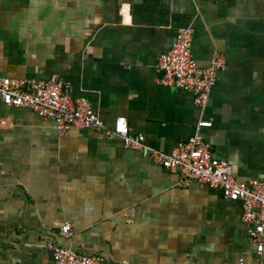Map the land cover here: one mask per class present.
I'll return each instance as SVG.
<instances>
[{
    "label": "crops",
    "instance_id": "1",
    "mask_svg": "<svg viewBox=\"0 0 264 264\" xmlns=\"http://www.w3.org/2000/svg\"><path fill=\"white\" fill-rule=\"evenodd\" d=\"M182 27L200 68L225 60L204 106L158 83ZM0 75H57L107 127L124 116L167 154L210 120L200 130L213 154L240 181L264 180V0H0ZM243 215L241 201L115 134H62L0 100V264H54L51 243L106 264H264Z\"/></svg>",
    "mask_w": 264,
    "mask_h": 264
},
{
    "label": "built area",
    "instance_id": "2",
    "mask_svg": "<svg viewBox=\"0 0 264 264\" xmlns=\"http://www.w3.org/2000/svg\"><path fill=\"white\" fill-rule=\"evenodd\" d=\"M193 39L192 28L179 29L176 42L160 58L162 75L158 83L188 91L193 94L197 105L204 106L217 82L218 72L225 66V60L217 52L207 68H200L192 51ZM0 100L10 106L30 108L41 117L55 120L62 134L72 126L115 134L123 139L127 148L149 152L153 160L164 168L179 171L185 178L220 189L228 199L241 201L250 241L256 246L259 257L264 259V180L240 181L235 175L234 166L213 154L211 145L200 130L212 126V121H201L194 135L167 154L148 146L143 135L131 134L124 116L117 117L113 126L107 127L91 102L86 97L74 96L70 84L57 75L47 81L0 75ZM61 232L66 236L71 235L72 223L69 220L63 223ZM49 247L54 264L107 263L102 255H89L61 244L51 243Z\"/></svg>",
    "mask_w": 264,
    "mask_h": 264
},
{
    "label": "rangeland",
    "instance_id": "3",
    "mask_svg": "<svg viewBox=\"0 0 264 264\" xmlns=\"http://www.w3.org/2000/svg\"><path fill=\"white\" fill-rule=\"evenodd\" d=\"M253 249H255V248H253Z\"/></svg>",
    "mask_w": 264,
    "mask_h": 264
}]
</instances>
